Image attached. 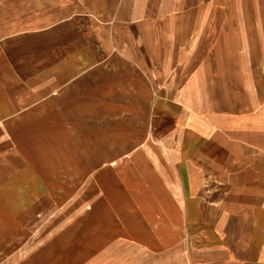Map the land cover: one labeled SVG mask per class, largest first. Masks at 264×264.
Returning a JSON list of instances; mask_svg holds the SVG:
<instances>
[{"label": "rangeland", "instance_id": "rangeland-1", "mask_svg": "<svg viewBox=\"0 0 264 264\" xmlns=\"http://www.w3.org/2000/svg\"><path fill=\"white\" fill-rule=\"evenodd\" d=\"M39 25L0 37V264H202L150 102Z\"/></svg>", "mask_w": 264, "mask_h": 264}, {"label": "crops", "instance_id": "crops-1", "mask_svg": "<svg viewBox=\"0 0 264 264\" xmlns=\"http://www.w3.org/2000/svg\"><path fill=\"white\" fill-rule=\"evenodd\" d=\"M2 4L0 37L38 21L40 31L63 40L57 48L100 63L107 57L118 81H134L141 117L150 102L152 127L197 204L195 260L264 264V0Z\"/></svg>", "mask_w": 264, "mask_h": 264}, {"label": "bare ground", "instance_id": "bare-ground-1", "mask_svg": "<svg viewBox=\"0 0 264 264\" xmlns=\"http://www.w3.org/2000/svg\"><path fill=\"white\" fill-rule=\"evenodd\" d=\"M6 1H7V0H6ZM3 2H4V1H3ZM5 3H6V2H5ZM8 3H9V1H8ZM10 3H11V2H10ZM48 3H49V2H48ZM51 3H52V2H51ZM6 5H9V4H6ZM60 5H62V4H60ZM0 6L3 7L4 5L2 4V5H0ZM35 6L38 7V5H35ZM44 6H45V5H44ZM51 6H52V5H50V7H51ZM64 6H65V5H64ZM144 6H145V5H144ZM9 7H12V6H9ZM9 7H8V10H9ZM37 7H36V8H37ZM54 7L56 8V6H54ZM12 8H13V7H12ZM12 8H10V9H12ZM36 8H35V9H36ZM40 8H42V6H41ZM61 8H62V7H61ZM5 9H6V8H5ZM14 10H15V9H14ZM37 10H39V9H37ZM33 11H34V10H33ZM58 11H59V10H58ZM67 11H68V10H67ZM67 11H65V12H67ZM16 12H17V10H16ZM16 12H15L14 14H16ZM30 12H31V11H30ZM30 12H29V13H30ZM38 12H39V11H38ZM35 13H36V12H35ZM52 13H53V11H52ZM63 13H64V12H63ZM30 14H31V13H30ZM32 14H33V13H32ZM53 14H54V13H53ZM58 14H59V13H58ZM60 14H61V13H60ZM7 16H9V15H7ZM55 16H56V15H55ZM17 19H19V18H17ZM3 23H4V22H3ZM4 24H5V23H4ZM0 26H1V25H0ZM5 26H6V25H5ZM2 28H4V26H3ZM5 28H6V27H5ZM1 30H2V29H1ZM1 30H0V31H1ZM2 31H3V30H2ZM205 72H206V71H205ZM207 74H208V73L206 72V78H207ZM204 75H205V74H204ZM210 76H211V75H208V78H210ZM210 79H211V78H210ZM205 81H206V80H205ZM208 81H209V79H208ZM213 81H214V80H213ZM202 83H203V82H202ZM205 83H206V82H204V84H205ZM208 83H209V82H208ZM209 84H211V82H210ZM214 84H215V83H214ZM217 84H218V82H217ZM197 86H198V85H197ZM201 86H204V85L202 84ZM214 86H215V85H214ZM203 88H205V87H203ZM190 89H191V88H190ZM190 89H189V90H190ZM196 89H197V87H196ZM196 89H195V91H196ZM198 89H199V88H198ZM198 89H197V90H198ZM209 89H210V87H209ZM213 89H214V88H213ZM203 90H204V89H203ZM192 91L195 92L194 90H192ZM204 91H205V90H204ZM209 91H210V92L212 91V87H211V89H210ZM187 92H188V91H187ZM195 93H196V92H195ZM210 94H211V93H210ZM214 94H215V93H214ZM190 95H191V93H190ZM193 95H194V94H193ZM193 95H191V96L193 97ZM203 95H204V92H203ZM196 96H197V95H196ZM201 96H202V95H201ZM204 96H205V95H204ZM186 97H187V96H186ZM192 97H191V98H192ZM205 97H206V96H205ZM187 98H188V97H187ZM207 99H208V98H207ZM192 100H193V99H192ZM212 100H213V99H212ZM192 102H193V105H194V100H193ZM199 103H200V102H199ZM199 103H198V104H199ZM198 104H197V105H198ZM197 105L195 106L196 108H197ZM202 105H203V104H202ZM202 105H201V106H202ZM198 106H200V105H198ZM201 106H200V108H201L202 111H203V108H202ZM214 106H215V105H214ZM216 106H218V105L216 104ZM209 108H210V107H209ZM212 108H214V107L212 106ZM201 109H200V110H201ZM204 110H205V109H204ZM206 110H207V109H206ZM226 123H227V121H226ZM94 201H95V200H94ZM79 204H80V203H79ZM78 206H79V205H78ZM97 206H98V203H97ZM78 208H79V207H78ZM83 208H84V207H83ZM83 208H82V209H83ZM99 208H100V206H99ZM99 208H98V209H99ZM96 209H97V207H96ZM80 210H81V209L78 210V213L80 212ZM100 210H101V209H100ZM85 211H86V210H85ZM95 212H96V210L94 211V213H95ZM83 213H84V211H83ZM89 214H90V213H89ZM89 214H88V215H89ZM95 214H96V213H95ZM88 215H87V216H88ZM96 216H97V215H96ZM81 219H82V218H81ZM81 219H80V220H81ZM69 220H70V219H69ZM66 221L68 222V220H66ZM66 221H65V223H66ZM81 221H82V220H81ZM50 235H52V234L49 233L48 236L45 235L46 237H45L44 239H46V238L49 237ZM52 236H53V235H52ZM52 236H51V238H53ZM46 240H48V241L53 240V242H54V238H53V239H46ZM46 240H44V241H46ZM44 241H43V242H44ZM48 241L46 242V244L48 243L47 246H49V244H50ZM43 242H42V243H43ZM53 242H52V244H53ZM42 243H41V244H42ZM52 244H51L50 247H52ZM44 245H45V244H44ZM44 245H42V246H44ZM47 246H46V248L48 249ZM36 248H38V246H37ZM49 249H50V248H49ZM49 249H48V251H50ZM43 250H44V249H43ZM32 251H33V250H32ZM35 251H38V249L35 250ZM41 251H42V250H41ZM45 251H46V250H45ZM33 253H34V252H33ZM39 253H40V251H39ZM39 253H38V254H39ZM42 253H43V252H42ZM42 253H41V254H42ZM46 253H47V252H46ZM30 254H31V253H30ZM30 254H29V257H31ZM32 255H35V253L32 254ZM44 255H45V252H44ZM48 255H49V254H48ZM27 256H28V255H27ZM38 256L41 257V255H38ZM38 256H37V258H38ZM42 256H43V254H42ZM40 257H39L38 260H40ZM33 258H36V255H35L34 257H31L30 262H32V263H34ZM37 258H36L35 261H36V263H39L38 260H37ZM41 258L44 259L43 257H41ZM22 259H23V258H22ZM25 259H26V258H24L23 260H25ZM42 259H41V260H42ZM16 260H17V259H16ZM16 260H15V262H16ZM23 260H22V261H23ZM32 260H33V261H32ZM41 260H40V261H41ZM17 262H19V261H17ZM23 262H24V261H23ZM23 262H22V263H23ZM32 263H29V262H28V264H32ZM11 264H13V263H11ZM14 264H15V263H14ZM18 264H19V263H18ZM25 264H27V263H25Z\"/></svg>", "mask_w": 264, "mask_h": 264}]
</instances>
